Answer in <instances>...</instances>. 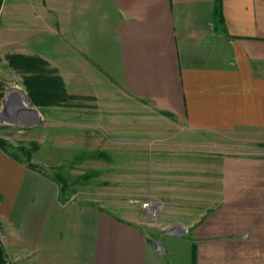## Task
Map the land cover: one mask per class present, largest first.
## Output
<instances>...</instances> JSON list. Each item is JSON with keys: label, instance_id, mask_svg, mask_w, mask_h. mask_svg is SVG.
Segmentation results:
<instances>
[{"label": "crops", "instance_id": "1", "mask_svg": "<svg viewBox=\"0 0 264 264\" xmlns=\"http://www.w3.org/2000/svg\"><path fill=\"white\" fill-rule=\"evenodd\" d=\"M9 55L42 59L73 97L35 106L51 161L111 149L114 182L195 216L153 237L138 210L62 201L63 185L0 148L7 260L264 264V0H3Z\"/></svg>", "mask_w": 264, "mask_h": 264}, {"label": "rangeland", "instance_id": "2", "mask_svg": "<svg viewBox=\"0 0 264 264\" xmlns=\"http://www.w3.org/2000/svg\"><path fill=\"white\" fill-rule=\"evenodd\" d=\"M0 80L3 81V97L0 102V110L5 108L3 100H14L12 94L17 93L18 99L31 106L28 101L27 93L22 85V75L12 69L7 68L6 57L0 63ZM17 99V100H18ZM29 99V98H28ZM35 114L30 113L23 108L14 114L12 110L4 115L0 122V138L6 140L8 144V153L29 169L37 173L44 174L58 187L66 184V192L60 198L62 201L70 200L71 203L79 205L92 206L103 211L114 212L117 207H131L140 213L144 220L146 228L153 237L158 236L164 231H170L178 226V232H184L183 226L189 224L193 219L188 209L190 206H177L181 212L166 213V206L160 202L152 192H146L143 189V181L128 183L127 181L114 182V157L111 149H101L109 157H98L100 149L72 150V156H64L60 150V156L57 160L51 161L48 157L46 148L48 132L47 117L41 115V110L32 108ZM22 112V113H21ZM61 119V118H60ZM77 119V118H76ZM78 119H86V116H80ZM38 122L35 124V121ZM38 125V126H37ZM245 139H250V134H244ZM242 135L234 136L236 140H243ZM42 141L41 151H35ZM114 151V150H113ZM28 157L34 164L40 167H29ZM52 174L62 176V180L54 179ZM150 202L157 207V213L151 215L143 209V203ZM191 210V209H190ZM4 249V248H3ZM6 255V250L4 249ZM9 264H12L7 260Z\"/></svg>", "mask_w": 264, "mask_h": 264}, {"label": "trees", "instance_id": "3", "mask_svg": "<svg viewBox=\"0 0 264 264\" xmlns=\"http://www.w3.org/2000/svg\"><path fill=\"white\" fill-rule=\"evenodd\" d=\"M3 0H0V7ZM218 19H222L220 7H216ZM0 61H2L0 57ZM8 67L21 72L22 85L25 88L30 102L35 106H49L67 102L73 97L66 93L63 82L60 77L56 76L52 70L46 66V62L36 57H26L21 55H9L7 57ZM3 81L0 80V102L3 97ZM0 148L8 152V144L6 140L0 138ZM39 150V146L35 147V151ZM15 157V156H14ZM28 162L31 157H28ZM59 181L62 180L61 175H57ZM66 188V184H63ZM1 233V227H0ZM0 264H9L7 262L4 249L0 246Z\"/></svg>", "mask_w": 264, "mask_h": 264}, {"label": "water", "instance_id": "4", "mask_svg": "<svg viewBox=\"0 0 264 264\" xmlns=\"http://www.w3.org/2000/svg\"><path fill=\"white\" fill-rule=\"evenodd\" d=\"M12 96L15 97L16 99H14V100H12V99L11 100H3V103H4L5 108L3 110H0V122L3 121L4 115L5 114H8V112L10 110H12V112L14 114H16L19 111V109H21V106L19 105V104H21V101L18 99V94L17 93H14V94H12ZM27 100L29 101L28 98H27ZM31 106H32V108H35V105L31 104ZM28 166L29 167H33V168L40 167V165L34 164L32 162H29L28 163ZM177 231H178V226L172 228L168 232L171 233V234H176Z\"/></svg>", "mask_w": 264, "mask_h": 264}, {"label": "built area", "instance_id": "5", "mask_svg": "<svg viewBox=\"0 0 264 264\" xmlns=\"http://www.w3.org/2000/svg\"><path fill=\"white\" fill-rule=\"evenodd\" d=\"M142 206L143 209L151 215H155L157 213V207L150 202H145Z\"/></svg>", "mask_w": 264, "mask_h": 264}, {"label": "bare ground", "instance_id": "6", "mask_svg": "<svg viewBox=\"0 0 264 264\" xmlns=\"http://www.w3.org/2000/svg\"><path fill=\"white\" fill-rule=\"evenodd\" d=\"M21 106V108H23L24 110H27V111H31V112H35L32 108H30V106H28L27 104L25 103H22L19 104ZM22 113V112H21Z\"/></svg>", "mask_w": 264, "mask_h": 264}]
</instances>
